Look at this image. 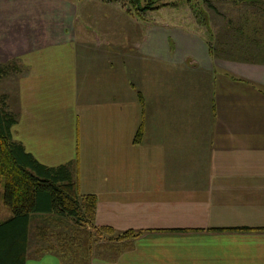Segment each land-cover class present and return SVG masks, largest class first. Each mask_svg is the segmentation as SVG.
Returning <instances> with one entry per match:
<instances>
[{"label": "crops", "instance_id": "1", "mask_svg": "<svg viewBox=\"0 0 264 264\" xmlns=\"http://www.w3.org/2000/svg\"><path fill=\"white\" fill-rule=\"evenodd\" d=\"M243 9L215 33L157 21L97 36L77 0H0L12 137L69 163L96 224L139 231L86 264H264V13Z\"/></svg>", "mask_w": 264, "mask_h": 264}, {"label": "trees", "instance_id": "2", "mask_svg": "<svg viewBox=\"0 0 264 264\" xmlns=\"http://www.w3.org/2000/svg\"><path fill=\"white\" fill-rule=\"evenodd\" d=\"M126 11H146L158 8L161 0H125ZM189 1V0H186ZM212 6L208 0H202ZM204 9L197 10L205 14ZM208 30V29H207ZM209 44V43H208ZM209 48V45H208ZM211 48V47H210ZM11 63H0V76ZM140 100V97L138 96ZM14 114L7 109L5 94L0 93V201L9 214L0 219V264H24L28 244V222L32 213L69 216L76 224L93 221L95 195L78 191L69 163L46 165L26 151L12 137ZM103 232H113L114 238L134 236L138 230L115 231L108 225H96ZM248 226L210 227V229H248Z\"/></svg>", "mask_w": 264, "mask_h": 264}, {"label": "rangeland", "instance_id": "3", "mask_svg": "<svg viewBox=\"0 0 264 264\" xmlns=\"http://www.w3.org/2000/svg\"><path fill=\"white\" fill-rule=\"evenodd\" d=\"M101 1H104L103 4L100 3ZM161 1L165 2L158 8L139 11L136 14L133 10L126 11L125 0H77L80 10L79 22L82 20L88 26L87 29H90L89 34L95 33L97 36L101 33V28H115L117 31L125 25L138 27L139 22H142L144 27L145 25L150 27L157 21L161 22L159 29L167 27L165 29L173 31V28L166 24L176 22L185 25L190 23L200 28L203 33L205 29L209 32L213 30L212 33H215L221 27L224 28L226 22L230 23L231 15L236 13L235 9H242L243 4H245V9L242 11L264 13V0H208L212 6L206 5L202 0ZM247 7L249 9H246ZM85 8L86 17L81 12ZM200 9L205 11L203 17L202 13L197 11ZM226 28L230 29V26ZM16 72L10 66L7 72L0 76V93H6L7 100L11 103L14 95H17V90L13 88L18 77ZM7 214L9 210L0 201V219ZM96 225L98 224L94 221L91 224H76L67 215L35 214L29 222L27 254L37 256L46 251L55 252L64 264H86L91 254L102 252V244L117 240L113 232H103Z\"/></svg>", "mask_w": 264, "mask_h": 264}]
</instances>
